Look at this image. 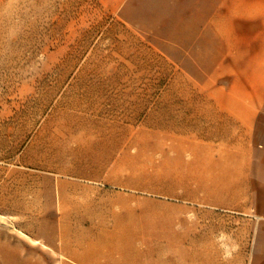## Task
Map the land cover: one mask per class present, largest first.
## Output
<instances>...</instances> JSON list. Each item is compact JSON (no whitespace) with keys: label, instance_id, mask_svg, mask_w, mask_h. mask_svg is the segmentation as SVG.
I'll return each instance as SVG.
<instances>
[{"label":"crops","instance_id":"0c3cea01","mask_svg":"<svg viewBox=\"0 0 264 264\" xmlns=\"http://www.w3.org/2000/svg\"><path fill=\"white\" fill-rule=\"evenodd\" d=\"M240 1L181 0L151 31L199 82L78 76L18 143L0 126V218L27 240L0 230V264H264V0Z\"/></svg>","mask_w":264,"mask_h":264},{"label":"rangeland","instance_id":"374dc122","mask_svg":"<svg viewBox=\"0 0 264 264\" xmlns=\"http://www.w3.org/2000/svg\"><path fill=\"white\" fill-rule=\"evenodd\" d=\"M179 3L181 0H0V126L9 121L15 124L10 136L18 143L24 125L33 127L57 94L78 76L140 81L145 84V97L152 92L151 83L159 84L162 95L176 92L168 90L169 82L180 89L184 83L199 82L201 77L192 75L193 67L185 66L182 53L151 34L154 30L167 37ZM225 5L228 12L254 8L240 0H225ZM122 17L141 21L145 32L131 30ZM79 67L87 70L78 72ZM7 155V147L1 145L0 178L8 168L3 163ZM184 188L161 187L180 193ZM0 230L18 242L27 241L12 221L0 218ZM27 247L28 253H46L37 246Z\"/></svg>","mask_w":264,"mask_h":264}]
</instances>
